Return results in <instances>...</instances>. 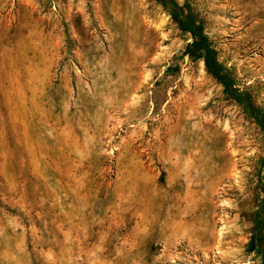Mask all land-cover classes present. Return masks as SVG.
<instances>
[{
    "label": "rangeland",
    "instance_id": "obj_1",
    "mask_svg": "<svg viewBox=\"0 0 264 264\" xmlns=\"http://www.w3.org/2000/svg\"><path fill=\"white\" fill-rule=\"evenodd\" d=\"M264 109V0H174ZM157 0H0V264H261L264 135Z\"/></svg>",
    "mask_w": 264,
    "mask_h": 264
},
{
    "label": "trees",
    "instance_id": "obj_2",
    "mask_svg": "<svg viewBox=\"0 0 264 264\" xmlns=\"http://www.w3.org/2000/svg\"><path fill=\"white\" fill-rule=\"evenodd\" d=\"M165 8L170 7L171 15L175 16L180 30L191 37V42L186 46L184 54L193 61H204L207 72L217 82L223 85L224 94L236 102L252 118L264 135V109L256 106L251 95L238 89L235 78L218 59V53L209 37L205 33L204 21L190 4L180 7L174 0H157ZM256 226L257 238L255 250L258 259L264 264V200Z\"/></svg>",
    "mask_w": 264,
    "mask_h": 264
}]
</instances>
